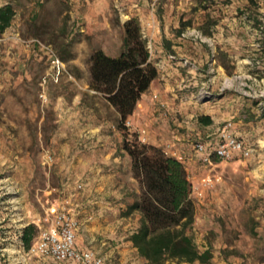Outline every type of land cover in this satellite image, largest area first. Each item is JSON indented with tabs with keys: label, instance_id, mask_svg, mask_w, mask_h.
I'll return each instance as SVG.
<instances>
[{
	"label": "crops",
	"instance_id": "0c3cea01",
	"mask_svg": "<svg viewBox=\"0 0 264 264\" xmlns=\"http://www.w3.org/2000/svg\"><path fill=\"white\" fill-rule=\"evenodd\" d=\"M153 1L113 0V6L120 7V24L130 19L138 21L149 60L157 70L156 78L127 118V129L138 138L144 137L145 144L162 148L168 156L177 154L187 158L186 171L191 182L196 165H203L194 151V142L213 143L217 128L231 120L235 135L250 144L240 113L253 104L232 92L220 94L211 102L196 101L195 92L204 78L196 72L189 73L167 57L176 54L203 70L213 55L219 81L234 71L237 60L246 56L250 45L248 30L254 15L239 12L235 3L229 7L217 1L211 7L210 0H161L151 11ZM63 2L73 6V17L79 21L74 25L77 42L63 61L78 87L67 83L63 74L58 84L52 76L44 81L48 91H56L51 97L54 115L47 121L50 126L47 140L54 154L53 171L57 180V186L44 190L48 203L45 207L70 197L79 221L75 246L94 252L103 264H147L129 239L139 226L140 216L126 214L134 179L131 159L121 148L123 135L117 128L120 116L102 94L89 88L86 63L93 47L110 57L120 54L119 28L111 24L109 0L108 3L107 0ZM188 28L200 30L211 44L182 38L181 33ZM31 86L36 87L34 83ZM200 116L209 117L211 122L200 123ZM211 160L213 166L223 163L215 156ZM227 203L222 207L233 205ZM211 211L209 204L201 209L196 207L192 230L199 251H210L209 264H264V243H261L264 234L252 237L245 233L227 234L217 226ZM51 263L74 264L34 258V264ZM165 264L199 263L167 261Z\"/></svg>",
	"mask_w": 264,
	"mask_h": 264
},
{
	"label": "rangeland",
	"instance_id": "374dc122",
	"mask_svg": "<svg viewBox=\"0 0 264 264\" xmlns=\"http://www.w3.org/2000/svg\"><path fill=\"white\" fill-rule=\"evenodd\" d=\"M217 1L229 7L235 3L239 12L252 13L254 20L264 8V0H210L211 7ZM160 2L154 0L151 11ZM6 4L12 6L14 16L11 25L0 34V264H34L36 257L27 255L33 243L28 249L24 244L20 247L19 236L27 225L43 216L48 204L44 190L57 186L54 154L47 140L50 131L47 123L54 115L51 97L56 91H48L44 81L50 76L53 79L51 60L57 57L64 65L62 74L67 83L75 85L63 61L77 42L74 25L79 21L73 17V6L70 9L63 0H0V7ZM107 5L112 12L111 24L119 28L122 39L120 7H114L113 0ZM97 49L93 47L91 54ZM250 53L249 48L246 55ZM214 66L217 68L216 63ZM235 70L236 63L234 71L226 76ZM223 78L215 79L212 91L218 92ZM32 83L36 85L34 89ZM245 101L251 104L250 100ZM253 107H245L240 113L245 122L242 124L245 136L254 149L252 157L217 166L197 164L195 178L190 182L195 208L209 204L217 226L227 234L245 233L250 237L264 234V111ZM136 140L139 142L138 136ZM45 153L53 158L50 165L43 162ZM183 161L186 168L187 158ZM206 176L213 178L211 186L203 185L202 179ZM198 191L202 192L201 197L196 195ZM139 194L140 187L134 179L129 205ZM224 202L233 205L224 208ZM37 234L38 228L36 237ZM261 241L264 243V239Z\"/></svg>",
	"mask_w": 264,
	"mask_h": 264
},
{
	"label": "trees",
	"instance_id": "16d2710c",
	"mask_svg": "<svg viewBox=\"0 0 264 264\" xmlns=\"http://www.w3.org/2000/svg\"><path fill=\"white\" fill-rule=\"evenodd\" d=\"M13 16L10 4L0 7V34L11 25ZM121 28L120 54L110 57L97 49L88 64L89 88L102 94L120 116L117 128L123 133L121 148L131 159L132 177L140 187L139 196L126 210V214L136 212L140 216L139 226L129 239L147 264H209L210 251L200 252L192 235L195 206L185 166L167 156L162 148L138 142L137 134L125 126L141 95L156 78L157 70L149 60L138 21L130 19ZM251 102L254 106L255 102ZM198 121L204 125L211 122L207 116H200ZM36 233L34 224L23 229L21 239L26 249Z\"/></svg>",
	"mask_w": 264,
	"mask_h": 264
},
{
	"label": "built area",
	"instance_id": "2783aa9c",
	"mask_svg": "<svg viewBox=\"0 0 264 264\" xmlns=\"http://www.w3.org/2000/svg\"><path fill=\"white\" fill-rule=\"evenodd\" d=\"M181 37L194 42L211 44L200 30L188 28L181 33ZM250 39L249 48L251 53L236 61V70L231 76H226L221 81L218 92L211 90L217 76V68L214 56L212 55L207 66L202 70L185 58H179L176 54H169L168 60L178 62L182 68L188 69L189 73L196 72L204 78L203 82L195 92V100L198 102H211L217 99L220 94L233 92L239 97L255 102V109L264 111V8L260 10L256 19L250 23L248 30ZM54 71L53 80L57 82L64 72L63 63L54 57L51 60ZM43 98L44 95H41ZM156 98V96H153ZM125 126L129 123L125 121ZM234 124L231 120L226 121L217 128L215 141L208 143L204 140H197L193 144L195 153L200 157L202 164L211 165L212 156L221 162H232L237 159L252 157L254 149L244 139L235 135ZM139 142L145 144L144 137L138 138ZM166 155L167 153L164 152ZM168 156V155H167ZM173 157V156H172ZM174 158L183 162L181 155L174 154ZM43 162L51 164L53 158L45 153ZM205 186L213 184V178L206 176L202 179ZM81 186H78L79 189ZM194 188L191 189V194ZM198 197L202 192L196 193ZM38 228V234L33 244L27 251V255L42 259H52L55 262H73L74 264H103V260L97 257L90 250L79 249L75 246L76 234L79 228V221L72 207L70 197L63 198L59 203L49 205L45 208L43 216L33 222ZM19 236L20 247H23Z\"/></svg>",
	"mask_w": 264,
	"mask_h": 264
}]
</instances>
